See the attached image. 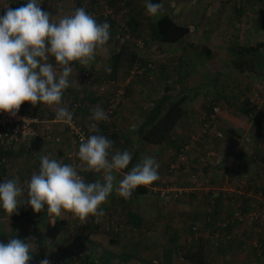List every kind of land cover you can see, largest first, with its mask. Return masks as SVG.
Segmentation results:
<instances>
[{"label":"crops","instance_id":"0c3cea01","mask_svg":"<svg viewBox=\"0 0 264 264\" xmlns=\"http://www.w3.org/2000/svg\"><path fill=\"white\" fill-rule=\"evenodd\" d=\"M41 1H44L42 4H40V6L42 5L41 8L44 11L50 12L53 16L56 15V20L64 15L71 14L78 7H83L88 13L96 18L97 22L103 23L107 21L110 24V36L114 34L113 24L112 22H109V18L115 19L113 17V10L115 11V9L118 8V5L121 1H124L122 3L123 6L127 5L128 7L135 3L130 2V0ZM160 1L161 3L163 2V0ZM169 2L172 3L170 0ZM25 3H27V0H9L8 2L0 4V16L4 15L6 7L15 9L21 7ZM145 3L146 1L143 2V8H146ZM241 3L243 11L241 14H239L240 17H238V21H240V23H238L239 28L232 24L233 16L229 17L228 20L225 19V22L228 21V26L223 27V30H225L226 33L224 38L220 35V32L215 31L214 28H210V25L206 27L201 25L200 27L203 28L202 34L203 36L206 35L205 37H207L208 41H211V38H213L214 35H216L219 40H222L223 45L220 49L228 55H231L230 49L233 48L234 50V47L236 46H240V48L238 47L240 51L249 52L247 54L245 53L243 59L244 61L246 59L247 65H244L242 68L233 69L232 72H235L237 77L244 79L243 82H237V84L240 86V93L248 92L251 94V90L255 91V87H257L262 89V95H264V67H262L260 65L261 63L259 62V59L264 57V2L261 3L260 0H248L246 3L245 0H242L240 1V4ZM174 19L181 24H186L189 26L190 33L188 36H186L183 41H179L177 43H156L157 45H155L156 47H161L160 50L163 52L162 54L176 55V53H178L177 55L181 56L188 45H195L194 42L190 43V35L191 33L196 32H193V27L199 24V20H194L192 24H188L187 22L180 21L176 18ZM233 22L235 23L236 21L233 20ZM115 23L117 24L120 22L116 21ZM233 27L236 29V32L234 33L232 32ZM232 40L236 42V44H232ZM206 47L209 48V45H206ZM246 47L250 48L248 50H244ZM240 54L241 53L238 55ZM96 57L94 59H96ZM251 58L253 61H251ZM49 62L55 65L54 58H50ZM95 62V60L91 61L89 67L91 65L95 66ZM149 64H151L150 67H152L153 60L152 62L148 60L147 66H149ZM72 67L73 72H76L77 70L75 68L74 62H72ZM120 68L117 70V72L120 70ZM252 80L257 81L258 84H252ZM69 81L70 87L64 91L62 97V106H64L63 104L67 102L65 101L67 96L69 99L71 97V100L73 96L77 97L75 94L76 92L78 94V101L82 102L81 106H89L91 107V110L95 107H100V95H97L96 93H90L88 89L84 88V86L79 85L76 88L75 86L71 85L70 79ZM121 87L123 89L122 102L115 113L114 119L111 121V123H107L109 129L103 130L99 133L114 142L112 149L113 151L128 150L132 153V160L127 169L121 170L119 173H114L117 176V182L122 179L123 175L130 171L131 168L139 163L144 157H153L159 163V179L152 184L147 185L149 188V195L136 194L132 195L130 199L125 200L124 198L117 195L115 191H113V193L110 194L108 201L101 205V208L104 212L102 217L96 218L89 216L87 220L81 221L72 213L67 214V212H63L62 214L64 216L66 215L65 217H69V219L73 218L72 220L75 222L68 225L65 224L67 227H65L63 233L70 235L72 231L77 232V230L84 229L86 238L82 240L81 244L79 243L80 252L83 253L85 251L92 254L95 259L94 261L97 264H158L157 258L160 257L161 253L163 252V248L165 247V241L163 239L159 244L161 249L160 253L156 254V256H154L152 259L144 257V251H142V248L137 247L146 244V236L143 234V232L146 230L145 227L147 224L148 226L152 224V229L156 226L159 230L163 232L166 231L164 233L173 231L177 234H181L183 231H185V228L180 224L179 220L183 221L182 223L184 225L187 219L191 218L192 216L195 217L194 214H198L199 208H197L198 206L196 207V204L201 205L205 199L212 201L215 195H218V197L222 198L221 200H224L225 202L223 209L215 213L216 215H219L223 218L224 216H228L226 215V210L229 208L227 206L228 201H230V204L232 205L231 211L237 210L235 205L238 204L240 205L239 210L242 213L252 211L254 210V202H257L256 207L258 209L257 192L261 190V187H264V96L261 97L260 100L255 98L257 100V108L253 106L254 102L252 103L248 100L246 103V100L244 101L245 97L242 98L244 102H242L241 99L239 101L235 100L231 106L228 103H219L223 106H219L220 112L217 115L218 125L216 124L215 127L216 130L218 129L223 132L222 138H217L215 136V129H209L206 132L201 131V117L202 114L205 115L203 112L204 108L202 107L206 100H201L200 102L198 99H196L193 102H186L185 106L187 112L179 124L174 128L170 140L167 143L155 145L140 139L139 137L138 127L140 126L141 122H144V115H137L136 119L132 122L129 121L130 124H128L129 119L127 120V116L131 111V108L135 106V98L130 93L131 85L126 86V84H124ZM70 90L74 91L70 92ZM148 90L150 91V89ZM162 95H165L164 91L160 93L159 97ZM254 95H257V93H254ZM153 103L154 102L151 100L150 105L147 106L144 104L143 109L153 107ZM23 104L25 107L30 105L32 108V113L41 116L46 121H48L50 126L54 128V132L60 135V138H63L62 141L64 143V147L70 151L74 150V153L78 151V146L75 145L71 138L69 139L70 136L66 133L68 131L67 124L56 121L53 107L39 103H37L36 106H32L29 102H24ZM191 105H193V107ZM232 106L236 108L232 109ZM70 111L73 112V116L75 115V117H78V114L74 113L73 108H71ZM137 111L139 112V110ZM91 124L92 123L90 122L88 125ZM125 124L129 126L123 128ZM192 135H197L198 137L191 145V148L188 152L189 163L174 170V168H171V165H173L175 162L174 161L172 163L175 158L176 151L181 146V144L189 141V138ZM63 143L57 146V150L60 149L57 151V153H59V151L60 153L65 151L62 146ZM47 144L48 142L46 143V141L42 143V147L39 151H37L38 155L42 156L49 154L48 152H51L50 147L52 143L48 145ZM240 151L248 152L246 153L247 156L245 155L244 157H241L239 155ZM171 154L173 155L171 156ZM73 159L64 158L62 162L79 166L81 162L79 161L78 157L76 156L75 160ZM39 167V157L37 158V161L34 162V164H32L29 168L22 165L17 166V164L12 165L7 158L5 162L0 163V174L3 176V181L1 183L7 179L18 178L20 184L22 185L24 180L27 178L24 179L21 177V171L23 172L25 168L27 170H31V173L28 177L30 178L34 172L38 173ZM195 172L197 175L193 176L194 179L191 180L189 175L192 177V174ZM79 174L85 178L86 182H94L98 179L102 180V174L93 172H80ZM171 175H175V179L170 177ZM168 177H170V181L173 179L171 183L166 182ZM157 189L162 190V192L166 191L165 195L163 194L164 201L172 197H174V199L181 197L179 200L195 202L192 203V208L190 210L186 209L184 206L180 208L184 215H182L181 211L174 214V217H178L180 225H174L171 228L170 224L167 222V219L171 218L172 214L167 211L163 212V210H166L165 207L164 209L159 207L158 212H155L156 215L152 214L156 217H160L158 225H155L150 221L147 222L148 218L145 216V210H148L149 214L153 212L151 208L152 205L149 203L152 199L150 194L154 193L153 191H156ZM25 197L26 193L20 198L21 202H24ZM144 200L147 201L144 203L146 206L140 205ZM230 204L229 206H231ZM23 209H27V211L30 213V230L39 228L41 230L43 227H45V221H42L40 218L43 216L45 219V216L48 215L46 206L43 211L34 212L31 206H28L27 203H23L19 206L17 212ZM201 210H204V207L201 206ZM4 213L5 212L2 209L0 214ZM131 214L140 216V222L138 221L139 224L137 226L130 223ZM178 221L176 219V222ZM108 222H110L111 225H105ZM235 224L240 225L241 223L236 221L230 228L232 237L231 241L235 242L222 247L219 244V239L213 240L207 236L208 232L215 229L213 224L207 228H205L203 224L198 225L200 231L203 233V237H207L210 239L208 241H211L208 242L210 244V247L208 248V251L210 252L208 258L209 260L210 257L213 259V256L217 253V250L218 252L221 251L222 254L223 252L226 253L231 249L236 250V252L237 250L241 251L243 246L239 245V242H236L238 239L242 242H245L244 248L247 247V249L250 251L252 249L249 247L248 243L251 237L260 238L261 241L264 240V236L254 230L256 224L253 226L241 224L243 229L246 228L245 231H247V235L246 232H243V230L237 229V225ZM135 234L140 235V239H142L143 243L145 244L136 245L135 248L133 244L132 249L134 248V250H129L126 248V246H128V242H131L134 239L133 236ZM147 238L148 242H150V236ZM119 240H122V243H119ZM33 243L34 242H32V245ZM123 243L125 246L119 250L118 247ZM62 249L63 252L70 251L66 245H63ZM104 251H106L107 254L103 256ZM246 253L250 256V252L246 251ZM160 259L163 258L161 257ZM177 260L178 261L174 260L173 262L176 261L175 263L179 264L180 261H182L179 258ZM181 263L189 264V262L184 263L183 261Z\"/></svg>","mask_w":264,"mask_h":264},{"label":"clouds","instance_id":"9594fccd","mask_svg":"<svg viewBox=\"0 0 264 264\" xmlns=\"http://www.w3.org/2000/svg\"><path fill=\"white\" fill-rule=\"evenodd\" d=\"M40 4L41 0H27L19 8L6 7L0 16V111L14 117L24 102L32 106L39 103L54 108L56 121L70 123L73 112L62 106V97L70 87L72 62L89 65L97 50L109 41L110 24L97 22L83 7L56 20V15L44 11ZM145 7L149 16L159 17V3L146 0ZM89 119L108 121L109 116L95 107ZM89 132L94 134L81 139L76 153L79 166L42 155L38 173L26 179L23 186L18 178L0 183V208L8 217L26 202L34 212L46 206L47 214L53 217L70 212L81 221L89 216L99 218L104 215L101 205L113 191L127 200L138 186L159 179V163L153 157H144L117 182L114 173L129 166L132 153L113 151L114 142L99 134L97 123L89 126ZM80 172L102 174V180L86 182ZM35 250L25 240L10 238L7 243L0 242V264H29L30 252ZM39 264H49V260L45 258Z\"/></svg>","mask_w":264,"mask_h":264},{"label":"rangeland","instance_id":"374dc122","mask_svg":"<svg viewBox=\"0 0 264 264\" xmlns=\"http://www.w3.org/2000/svg\"><path fill=\"white\" fill-rule=\"evenodd\" d=\"M8 1L9 0H0V4ZM144 1L146 0H130V2H135L130 7H128L127 5L123 6L122 3L124 1H121L118 5L119 10L118 11L113 10V17L115 18V21H119L120 23L127 21L131 15H134V17L138 18V22H139L137 29L138 37L143 39L145 42L150 43V46L148 45L147 50L142 54L143 55L146 54L145 56L146 61L149 60L150 62H152L153 60V66L150 67V69L152 70L148 71L147 75H145L146 70H144L143 76H140L139 75L140 72H136V71H140V69L136 67L138 65L132 66V69L130 68L132 71H130V69H128L127 66H122L115 75V77L109 76V74H111V71H109L110 56L112 52L116 51L115 49L119 45V43L116 42V40L111 38L109 39V41L107 42V44L104 46L103 49L97 50L96 53L97 57L95 55L96 59H94L96 61L94 64L95 66L93 65H91L90 67L89 65L86 66L88 67L86 71H88L90 75L89 80L85 81L84 77H82L83 73H80L79 71L73 72L72 75L69 77L72 86H75L76 88L79 85L84 86V88L88 89L90 93L92 94L96 93L98 95L100 94L97 91L98 87L100 85H104L105 93L101 94L103 96V99L100 100L99 106L105 112H107V110L105 109V100L107 99L109 93L110 92L112 93L118 87L122 88L121 86H123L124 84H126V86L131 85L130 93L135 98L134 99L135 106L131 108V111L127 116V120L129 119L128 122L134 121L137 115H139L137 110L139 111L142 110L144 108V104H146L147 106L150 105V101L154 100V98L156 97L158 98L160 93H162L166 88H168L166 90H170L169 94L172 93V96H170L172 97V99H175L176 95L181 93H185L187 97L192 98V101L187 100V102H193L196 99H198L200 102L201 100H207L206 98L207 95L205 94V91L207 90L211 95L219 94L221 96H225L227 99H229V101L230 100L239 101L241 99V101L244 102L245 100H249L252 103L254 102L253 105L254 107L257 106L256 104L257 100L255 98H258L260 100V98L264 96L262 95V89L255 87L256 90L255 91L251 90V94L248 92L240 93V86L237 84V82H241V81L243 82L244 79L237 77L235 72H232V70L230 71L226 68L229 65L232 57H230V55H228L227 53H225L223 50L220 49L221 46L223 45V41L219 40L216 35H214L213 38H211V41H208L207 37H205L206 35L203 36L202 34L203 28L200 27L201 25L205 27L210 25V28H214L215 31L220 32L221 34L220 33L219 34L224 38V35L226 33L225 30H223V27L228 26L227 25L228 21L225 22L224 21L225 19L228 20L229 17L233 16L232 24L235 25L237 28H239L238 23H240V21H238V17L240 16L236 15L235 8L242 6V3L240 4V1L242 0H210V1L209 0H170L172 1V3H170L169 0H163L162 3L160 1L159 3L161 5L160 15L163 12H167L172 17L180 21L187 22L188 24H192L194 20H199L198 21L199 24L193 27L194 28L193 32L195 31L196 32L191 33L190 35V39H191L190 43L194 42L195 45L192 44H191L192 46L188 45L186 50L182 53L181 56L177 55L178 53H176V55L162 54L163 52L160 50L161 47H156L157 44L151 38V34H152L153 23L157 17H151L147 14L146 8L142 7ZM247 1L248 0H245L246 3ZM260 1L261 3L264 2V0H260ZM43 2L44 1H41V4ZM233 20H235L236 22L234 23ZM232 32L233 33L236 32V29L234 27ZM231 43L236 44V42H234L233 40ZM205 45H209L208 55L202 50V47ZM237 47L240 48V46ZM148 53H153V54H148ZM234 58L236 59L238 58V56H234ZM259 62L261 63L260 65L264 67V57L259 59ZM261 66L260 68L262 69ZM215 72H221V75L218 78L217 83L212 82V77L215 74ZM112 79H114L115 84H111L110 81ZM252 84H258V83L257 81L252 80ZM148 89H150V91ZM254 93H257V95H254ZM242 98H244V101ZM70 100L71 97L69 99L67 96V99L65 100L67 102L63 104L64 107L68 108L70 106L71 103ZM220 105L223 106L222 104ZM191 106L193 107V105ZM26 108L27 110L30 111L32 109L30 105H27ZM71 108L72 107L70 106L68 109L70 110ZM74 108L76 109V107ZM233 108L235 109L236 107L232 106V109ZM77 122L80 125L84 126L86 125L85 122H87V120L84 121L83 124H82L83 121L80 122L77 121ZM128 124H130V122ZM128 126L129 125L125 124L123 128ZM66 133L68 134V131ZM54 134L55 137L59 138V141H55V142H52V140L46 141V143L48 142V144L52 143L50 147L51 152H48L49 154L46 155H49L50 158L59 159L60 161H63L64 158H69V159L74 158L73 160H75V157L77 156L76 155L77 152L74 153V150L70 151L66 147H64V143L62 141L63 138H60L61 136L56 133ZM70 138L71 137H69V139ZM61 143H63L62 146L65 149V151H63V153H60V151L59 153H57V151L60 150V149L57 150V146L61 145ZM5 154L7 155L6 157L8 158L10 164L12 165L17 164V166L22 165L27 168H29L32 164H34V162L37 161L38 157L39 160L41 157L40 155H38L37 152L34 153L29 150L27 151V149L25 148L17 149L15 151L13 150L12 152L11 151L6 152ZM172 155L173 154H171V156ZM171 168H173L172 165ZM176 168L177 167H174V170H176ZM30 173L31 170H27L25 168L23 172L21 171L20 174L21 177H23L24 179L25 178L28 179ZM178 175L181 176L180 174ZM192 175L195 176L197 174L195 172ZM170 177H173L175 179V175L173 176L171 175ZM170 177H168L166 181L167 183H171L173 181V179L172 181H170ZM190 178L191 180L194 179L193 177ZM23 185L24 183L22 184V186ZM153 192L154 193L150 194L151 195L150 197L152 199L149 202L151 203L150 205H152L151 208L153 212L149 214L148 210H145V216H147L148 218L147 222L150 221L151 223L158 225V221L160 217H156L152 214L158 212L159 207L161 209H164L165 207L166 210H163V212L167 211L172 214L171 218L167 219V222L168 224H170L171 228L174 225H180V224L185 227V224L183 225L182 223L183 221L179 220L180 221L179 224L178 217L177 218L174 217V214L176 212L177 213L180 212L181 211L180 208H182V206L190 210L192 208L191 207L192 203L195 202H190L188 200H184V201L179 200L181 197L177 199H174V197H172L164 201V198L162 196V190L157 189L156 191ZM146 202L147 201L144 200L140 205L146 206L144 204ZM256 204L257 202H254L253 205L254 210L257 209ZM238 206L239 204L235 205L236 208ZM196 207L201 209V205L196 204ZM1 211L2 208H0V212ZM67 214H71V213L67 212ZM182 215H184L183 212ZM65 216L63 214L61 217H53L46 215L45 219L43 216H41L40 219H42V221L44 220L46 225L43 228L41 227L42 229L40 235L43 238L49 237V239L52 242V244H48V245L46 244L48 246V248L46 249V253L49 257L55 256L56 258L57 257L59 258L61 256H65L66 261H70V258H72V260L74 259L78 260L75 258V256L76 255L80 256L82 252H80L79 250V242H80L79 239H75L77 232L72 231L70 235H68L67 233H63L65 227H67L65 224L68 225L75 222L74 220H72L73 218L69 219V217H65ZM62 219L64 223L61 224L60 220ZM176 219L178 222H176ZM54 220H56L55 223H52ZM10 223H11V219L10 217L7 216L6 213L0 214V242L7 243V239L9 237L7 230L9 228ZM108 224L111 225L110 222L106 223L105 225ZM152 227H153L152 224L149 226L147 224L145 227L146 230L143 232V234L146 236L145 239L146 244L143 243L142 239H140V235L135 234L136 236L135 235L133 236L134 239L131 242H128L129 247L126 246V248L129 250L130 249L134 250L136 245L145 244V245L137 246V247H141L142 251H144L143 252L144 257L152 259L154 256H156V254H159L161 250L159 244L163 236L159 232V229L156 226L153 229ZM237 229L243 230V232H246L247 235V231H245L246 228L243 229V226L241 224L237 225ZM149 236H150V242H148V238H147ZM207 236L209 237L208 234ZM207 239L210 240L209 238ZM27 242L32 247H34V243L32 245V242H34V240L28 238ZM119 243H122V240H119ZM133 244H134V248L132 249ZM63 245H66V247H68L70 251H64V253H62ZM42 246L43 244H41L39 248H41ZM123 246H125L124 243L121 246H119L118 249L121 250ZM246 251L249 252L247 247L246 248L243 247L241 251L237 250V252L236 250L231 249L228 252L224 253L223 255H220L219 253L218 255H216L217 254L216 253L213 256L212 264H257V259L254 258V255L250 254L249 256L246 253ZM31 254L36 255V250L34 252H31ZM173 260L178 261L175 256L173 257Z\"/></svg>","mask_w":264,"mask_h":264},{"label":"trees","instance_id":"16d2710c","mask_svg":"<svg viewBox=\"0 0 264 264\" xmlns=\"http://www.w3.org/2000/svg\"><path fill=\"white\" fill-rule=\"evenodd\" d=\"M151 3H160V0H148ZM119 9L116 8L115 11H118ZM237 15L241 14L243 11V7H236L235 8ZM109 22H112L113 28H114V34L110 36V39L116 40V42L119 43L117 46L116 51L112 52L110 56V70L111 74L109 76L115 77L117 70L122 67V66H127L128 69H132V66H136L137 68L140 69V76H143V71L146 69L145 75H147L148 71H151L152 69H149L147 67L148 65V60H145L146 54H142L147 50L148 45L150 46L149 42H145L143 39L138 37L137 29H138V18L134 17V15H131L127 21H124V23H115V19H110ZM115 23V26H114ZM125 31H129L130 35L133 39H141L143 41V47L138 48L134 44L133 39H126L123 37V34ZM190 33V28L186 24H181L178 21H176L169 13L163 12L161 15H159L158 18L155 19L153 23V28H152V34L151 38L156 42V43H167V44H173L177 43L179 41H183V39L188 36ZM121 34L119 38L116 37V35ZM135 36V37H134ZM193 45V44H192ZM237 48V50H236ZM250 47L244 48V50H248ZM202 50L208 55L209 54V48L205 46L202 47ZM231 55L230 57V63L226 67L228 70H233L237 68H242L244 65H247L246 59H244L245 53H249L248 51H240L239 48L236 46L230 49ZM254 51V50H253ZM241 53L240 55H238ZM148 54H153V53H148ZM234 56H238V58H234ZM148 57V56H147ZM150 57V56H149ZM151 58V57H150ZM250 58V57H249ZM152 60V59H151ZM251 61L253 59L251 58ZM75 63V68L77 71L80 73H83L82 76L88 71L86 66H82L79 64V62H74ZM130 69V71H131ZM229 72V71H228ZM226 72V73H228ZM230 73V72H229ZM142 74V75H141ZM221 72H215V74L212 77V82L217 83L218 78L220 77ZM137 76V75H136ZM114 80V79H112ZM263 88H264V82H263ZM168 89V88H166ZM164 90V94L160 97L154 98L152 100L154 103L153 107H149L146 109L140 110L138 113L140 115H144V122H141L140 126L138 127L139 131V137L140 139H143L147 142H150L151 144L155 145H160L163 143H167L172 135V132L176 125L179 124L181 119L184 117V115L187 112L185 103L187 100L192 101V98L187 97L185 93L177 94L175 99H172V93H170V90ZM74 90H70V92H73ZM76 96L78 97V94L75 92ZM205 94L207 95L206 98L208 102L205 101V104H203L204 108L203 112L205 115L202 114V119H201V126L204 122L208 121L210 115L213 113V108L214 106H219V103H228L231 105L233 101H229L225 96H221L219 94L211 95L209 91H205ZM99 97L103 99V96L101 94ZM74 97L71 100L70 106L74 109V113L78 114V117L73 116L75 121H84L87 120L86 125L84 127L86 128V132L88 133V136L94 134L89 132V126L88 124L95 123V121H91L89 119L91 115V107L89 106H81L82 102L78 101V98ZM248 100H246L247 103ZM121 102L119 103L117 109L113 111L112 113L108 114L109 120L108 121H101V122H96L98 128L100 129V132L103 130L109 129V126L107 123H111L113 121L115 113L117 112ZM233 105V104H232ZM69 106V107H70ZM76 107V109L74 108ZM107 107V99L105 100V109ZM218 115V114H217ZM78 119V120H77ZM217 119V116H216ZM200 126V127H201ZM223 133V132H222ZM44 141L41 138H36L35 141H33L32 146L27 149V151H32L36 153L37 151L40 150L42 147V143ZM185 143V142H184ZM79 147V144H76ZM182 146V144H181ZM180 146V147H181ZM176 151L175 158L172 161V163L176 160L177 155L179 153V149ZM24 149V147H21ZM20 148V149H21ZM245 151H240L239 155L241 157H244L246 155ZM1 154V152H0ZM1 156V155H0ZM247 156V155H246ZM187 160H188V154H187ZM189 163V160H188ZM185 166V165H183ZM127 169V168H126ZM190 178V175H189ZM262 191L264 192V187H261ZM149 188L148 186H138L132 195L136 194H148ZM165 195V194H164ZM163 196V195H162ZM222 198L218 197V195H215L213 200H204L202 202L201 206L204 207V210L199 209L198 214H194L195 217H191L185 221V231H183L181 234H177L173 231H169L167 233H164L166 231H161L159 232L162 234V239L165 241V247L163 248V252L161 253L160 257L157 258V263L158 264H178L173 262V257L175 256L178 259V254L182 257V261L185 263L189 262V264H212V257L209 258L210 252L208 251V248L210 247V244L208 243V239L203 237L202 231L198 228L200 235L195 236V232L191 229L192 226L196 225L198 226L199 224H203L205 228L213 226L215 227L216 224L223 218L220 217L219 215H216L215 213L217 211H221L225 205L224 200H221ZM230 201H228L227 208L226 210V215L230 217L233 215L235 211L239 210V206L237 207V210L231 211V206H229ZM235 209V208H234ZM240 211V210H239ZM30 213L27 211V209H23L17 213H14L10 216L11 223L9 225V228L7 230L9 237L7 239V242L10 238H19L21 240H25L27 242L28 238H31L34 240V246L36 247V255L31 254L32 259L29 263H39L43 259H54V260H65V256L61 257H49L46 253V249L48 248V244H52L51 240L49 237H42L41 230L35 229V230H30L29 224H30ZM215 214V215H214ZM207 217H209L207 219ZM130 223L133 225L137 226L140 222V216L136 214H131L130 215ZM203 220V221H202ZM60 223H64L63 219L60 220ZM199 223V224H198ZM234 221L230 223L227 227H225L223 230H221V235H220V245L225 246V245H230L233 244L235 241H231V232L230 228L233 225ZM34 229V228H33ZM37 231V232H35ZM35 232V233H34ZM227 235H230V237H227ZM184 236V237H183ZM86 238V235L84 233V229H80L76 233V238L79 239V243L81 244L82 240ZM236 242H239V245H242L243 247L245 246V242L240 241L239 239L236 240ZM222 243V244H221ZM43 244L41 248H39ZM47 244V245H46ZM249 245V244H248ZM242 247V249H243ZM249 247L252 249L251 251L249 250L250 254L254 255V258L257 259L256 252L254 248L249 245ZM222 250V249H220ZM219 250V251H220ZM220 255H223L218 250L216 251ZM62 253H64L62 251ZM107 254L106 251H104L103 256ZM126 254V253H124ZM130 255V254H128ZM215 255V257H216ZM261 256H264V250L261 252ZM163 259H160V258ZM76 259L80 260L81 264H97L95 263V259L92 256V254L83 252L80 254V256L76 255ZM180 261L179 264H183ZM70 262H75L70 258Z\"/></svg>","mask_w":264,"mask_h":264},{"label":"built area","instance_id":"2783aa9c","mask_svg":"<svg viewBox=\"0 0 264 264\" xmlns=\"http://www.w3.org/2000/svg\"><path fill=\"white\" fill-rule=\"evenodd\" d=\"M121 34H117L116 37L119 38ZM123 37L126 39H133L130 35L129 31H125ZM134 44L136 47L141 48L143 47V41L141 39H133ZM151 64H149L150 67ZM85 81L89 80V72L84 74ZM111 84H115L114 80L110 81ZM100 94L105 93V86L100 85L97 90ZM122 94L123 89L117 88L112 93L110 92L107 97V114L112 113L115 111L122 101ZM220 112L219 106H214L213 113L210 115L208 121L204 122L201 126V131L206 132L209 129H215V136L217 138H222L223 133L221 130H216L217 119L216 116ZM68 127V135L72 138L73 142L76 144H80L81 139H86L88 137V133L86 132V128L80 125L75 119L73 118L70 123H67ZM215 127V128H214ZM54 128L50 126L48 121H46L41 116H38L32 111L27 110L24 104L21 105L20 109L18 110L16 116H10L8 113L0 111V163L5 162L7 160L6 152H10L13 150L20 149L24 147L28 149L32 146L33 141L36 138H41L44 142L45 141H59L58 137H55ZM197 135H192L189 138V141L182 144L179 149V153L175 162L173 163L172 167H182L183 165L188 164L187 154L191 148V145L197 139ZM70 156V155H69ZM194 175H192L193 177ZM3 181V176L0 174V183ZM166 191L162 192V195L165 194ZM258 195V209L252 210L246 213H242L240 211H235L233 215L230 217L224 216L215 226L213 231L208 232L207 234L213 240H218L221 235V230L227 227L230 223L239 222L245 225H255L256 227L254 230L259 232L261 235L264 236V192L259 190L257 192ZM209 217H207L208 219ZM210 219V218H209ZM198 226H192V230L195 232V236H199L200 232L198 230ZM230 237V235H227ZM249 245H251L257 256V264H264V256H261L262 250H264V240L261 241L260 238L251 237L249 239ZM178 258L183 260L182 257L178 254ZM75 262L70 261H63L61 259L49 260V264H81L80 260H75ZM32 264V263H29ZM39 264V263H37Z\"/></svg>","mask_w":264,"mask_h":264}]
</instances>
